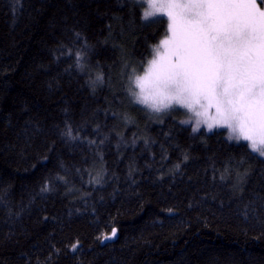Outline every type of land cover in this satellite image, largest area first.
Returning a JSON list of instances; mask_svg holds the SVG:
<instances>
[{
	"label": "trees",
	"instance_id": "16d2710c",
	"mask_svg": "<svg viewBox=\"0 0 264 264\" xmlns=\"http://www.w3.org/2000/svg\"><path fill=\"white\" fill-rule=\"evenodd\" d=\"M144 8L0 0V264H264V157L128 92L169 33Z\"/></svg>",
	"mask_w": 264,
	"mask_h": 264
},
{
	"label": "snow or ice",
	"instance_id": "6c2138e0",
	"mask_svg": "<svg viewBox=\"0 0 264 264\" xmlns=\"http://www.w3.org/2000/svg\"><path fill=\"white\" fill-rule=\"evenodd\" d=\"M140 2L147 5L143 19L159 13L171 21V35L166 33L160 42L165 48L161 59L149 61V75L129 78L134 102L156 115L179 106L206 116L214 108L213 122L229 129L228 139L247 142L252 153L264 157V0ZM76 59L81 64L83 57ZM102 80L97 75L93 83ZM146 83L151 84L147 93ZM214 124L207 123V128ZM67 135L71 136V129ZM116 232L113 228L110 235L98 239H112ZM79 244L73 243L71 251L76 252Z\"/></svg>",
	"mask_w": 264,
	"mask_h": 264
},
{
	"label": "rangeland",
	"instance_id": "374dc122",
	"mask_svg": "<svg viewBox=\"0 0 264 264\" xmlns=\"http://www.w3.org/2000/svg\"><path fill=\"white\" fill-rule=\"evenodd\" d=\"M146 7H147V5H146ZM158 16L159 15H161V14H157ZM166 17V16H165ZM167 18V17H166ZM150 19V18H149ZM168 19V18H167ZM169 20V19H168ZM171 23V21L169 20V24ZM168 35L170 36L171 35V32H170V30H169V33H168ZM165 39V38H164ZM161 42V41H160ZM159 45V47H157V49H156V53H155V55L152 57V59L150 60V61H152V60H160L161 59V57L163 56V54L165 53V48H164V46L163 45H161L160 43L158 44ZM174 59V58H173ZM151 68H152V65L151 64H149L148 63V66H147V68H146V70H145V72L144 73H142V74H140V75H138V76H136V77H146V76H148L149 75V72H150V70H151ZM146 93L148 92V91H150L151 90V84L150 83H146ZM136 92L137 93H139L140 92V88L139 87H136ZM141 107L143 106V107H148V106H146V105H142V104H139ZM173 108H181V109H183L184 111H186L187 112V114H188V116L190 117V121H191V123H192V126H196L198 129H200V128H203V129H206V130H208V131H211V130H214V129H216V128H227L226 126H220V125H216V124H214V122H213V117L215 116V109L214 108H210V109H208V111H207V115L206 116H197L196 115V113L195 112H192V111H189V110H187V109H185V108H183V107H179V106H176V107H173ZM199 110V109H198ZM205 121H207V122H205ZM197 122H199V123H197ZM207 123H213L214 124V126H213V128L211 129V130H209L208 128H207ZM228 129V128H227ZM228 133H229V129H228Z\"/></svg>",
	"mask_w": 264,
	"mask_h": 264
},
{
	"label": "bare ground",
	"instance_id": "6f19581e",
	"mask_svg": "<svg viewBox=\"0 0 264 264\" xmlns=\"http://www.w3.org/2000/svg\"><path fill=\"white\" fill-rule=\"evenodd\" d=\"M139 52L136 53V55L138 56ZM148 60V57L145 56V59H143L144 63ZM133 66V64L131 63V67ZM129 82V80H128ZM132 98V97H131ZM133 100V99H132ZM134 102V100H133ZM135 103V102H134ZM137 104V103H135ZM114 132V131H113ZM113 132H110V133H106L105 136H104V140L105 141H114L116 143H119L121 144V141L124 139L123 136H119V134L117 133H113ZM24 179H25V174H22L21 175ZM32 177V176H31ZM30 177V178H31ZM38 192H41V193H45V191H42L41 188L38 190Z\"/></svg>",
	"mask_w": 264,
	"mask_h": 264
},
{
	"label": "water",
	"instance_id": "95a60500",
	"mask_svg": "<svg viewBox=\"0 0 264 264\" xmlns=\"http://www.w3.org/2000/svg\"><path fill=\"white\" fill-rule=\"evenodd\" d=\"M115 237H116V235H115ZM115 237H114V238H115ZM114 238H112V239H114Z\"/></svg>",
	"mask_w": 264,
	"mask_h": 264
}]
</instances>
